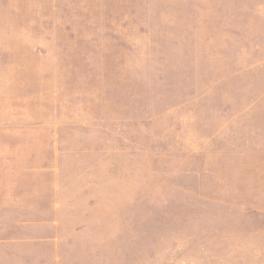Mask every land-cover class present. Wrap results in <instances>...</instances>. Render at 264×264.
<instances>
[{"label": "rangeland", "instance_id": "obj_1", "mask_svg": "<svg viewBox=\"0 0 264 264\" xmlns=\"http://www.w3.org/2000/svg\"><path fill=\"white\" fill-rule=\"evenodd\" d=\"M0 264H264V0H0Z\"/></svg>", "mask_w": 264, "mask_h": 264}]
</instances>
